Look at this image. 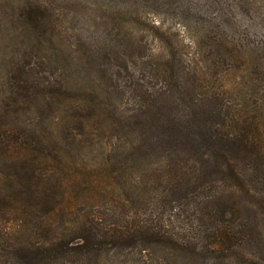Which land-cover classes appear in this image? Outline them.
Instances as JSON below:
<instances>
[{"label": "trees", "instance_id": "trees-1", "mask_svg": "<svg viewBox=\"0 0 264 264\" xmlns=\"http://www.w3.org/2000/svg\"><path fill=\"white\" fill-rule=\"evenodd\" d=\"M243 1L230 34L183 9L200 29L184 52L117 20L120 49L83 38L62 58L50 6L8 13L30 46L1 65L0 264H264V0ZM108 177L127 201L77 209Z\"/></svg>", "mask_w": 264, "mask_h": 264}, {"label": "rangeland", "instance_id": "rangeland-1", "mask_svg": "<svg viewBox=\"0 0 264 264\" xmlns=\"http://www.w3.org/2000/svg\"><path fill=\"white\" fill-rule=\"evenodd\" d=\"M27 1L51 7V27L55 31L47 35V37L58 36L59 32L63 36L59 52L62 58L66 57L68 47L80 45L83 38L90 40L95 45L94 47H99L104 42L109 41V44L112 46L111 49L114 47L120 49V46L115 45L117 41L107 35L109 27L114 31H118L117 20L121 22L119 31L122 32V35H126V37L130 36L136 40L141 38L150 43L154 49L158 45V39L163 40L168 38L182 52L191 50L189 45L193 44L194 38L197 40V34L200 32L195 20L192 19L190 14L187 13L185 15V12H182L183 9L188 8L193 14H197L199 10H202L212 18L215 15L219 16L220 18L217 21L220 23L219 28L227 29L228 34H230L229 27L234 26V23L231 21L232 18L235 23L241 25L240 29L244 28V25H247L251 21L248 17L243 16L241 13L239 14L245 7L243 0H221L222 3L220 0H0V80L4 78L6 73L5 66L1 68L4 61L3 57H7V60H9L10 55H14L13 57H15L17 54L14 48L24 49L30 46V42L24 39L25 37L20 32V36H15L11 34L13 32L10 29L9 31L6 29L8 25V13L19 10ZM114 10L117 13L112 12ZM258 11L261 14L264 10L259 8L257 13ZM112 18L115 19L112 21ZM9 37L18 39V43H13L11 47L8 44L10 42ZM102 39L104 42L98 45ZM53 42L54 44L58 43L57 40H53ZM49 49L53 50L51 40L44 43V46L38 53L33 52V54L46 55L50 52ZM6 50L7 52H5ZM1 84L0 81V88ZM131 100L129 95H125L121 100L120 106L122 108H130L133 104ZM105 138L108 140L110 134ZM94 156L96 155L85 156L83 161L78 158V163L83 165L85 161L87 163L96 162ZM102 185L105 189L101 193L88 191V199L85 192L84 200L77 201V209H81L82 212L90 211L91 213H96V210H102L105 205L100 202H113L112 198L117 201L125 199L127 201L128 196L120 191L117 179H111V177L104 178ZM89 202H95V205H91ZM63 225L70 227L72 223L68 218L65 219ZM133 258L135 260V256ZM101 264H133V261L124 262L120 257L108 256L105 263ZM141 264L151 263L145 259L141 260Z\"/></svg>", "mask_w": 264, "mask_h": 264}]
</instances>
